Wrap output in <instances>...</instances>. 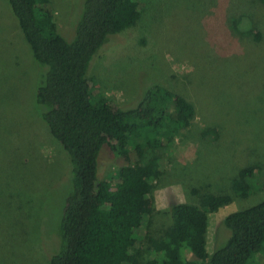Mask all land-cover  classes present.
I'll return each instance as SVG.
<instances>
[{
  "label": "rangeland",
  "instance_id": "1",
  "mask_svg": "<svg viewBox=\"0 0 264 264\" xmlns=\"http://www.w3.org/2000/svg\"><path fill=\"white\" fill-rule=\"evenodd\" d=\"M50 1L71 41L83 0ZM236 1L220 0L214 6V0H133L142 9L136 23L109 35L90 62L94 87L117 106H135L153 83L195 105L196 116L183 135L159 153H147L165 161V174L154 181L145 201L156 225L169 222L171 203L196 201L191 187L218 193L230 190L239 169L256 163L264 170V5ZM239 10L253 15L259 41L248 24L243 32L236 25ZM37 70L7 0H0V264H49L40 241L53 248L70 189L60 178L67 153L41 123L34 105ZM204 130L214 138L204 137ZM121 163L104 148L100 178L105 182ZM257 177L261 189L208 214L210 253L229 236L221 220L264 198V172ZM139 234L136 247L150 248L143 230Z\"/></svg>",
  "mask_w": 264,
  "mask_h": 264
},
{
  "label": "trees",
  "instance_id": "2",
  "mask_svg": "<svg viewBox=\"0 0 264 264\" xmlns=\"http://www.w3.org/2000/svg\"><path fill=\"white\" fill-rule=\"evenodd\" d=\"M7 2L38 69L32 88L37 115L68 156L60 178L70 189L53 248L40 241L48 263L264 264V198L226 215L221 221L229 236L226 231V240L211 253L207 250L208 214L262 188L255 182L257 172L264 170L256 163L238 170L230 190L200 192L191 187L196 201L171 203L166 224L156 225L153 209L145 206L154 181L165 174L164 159L148 156V150L159 153L183 135L196 116L195 105L170 87L153 83L135 106L122 108L94 87L96 79L89 72L107 37L134 25L141 7L133 0H83L69 41L50 0ZM239 15L240 31L248 24V32L259 41L253 15L240 10ZM231 29L237 30L235 24ZM202 135L214 138L209 130ZM108 147L122 163L105 179L106 186L98 161ZM141 230L150 241L146 250L136 247Z\"/></svg>",
  "mask_w": 264,
  "mask_h": 264
}]
</instances>
